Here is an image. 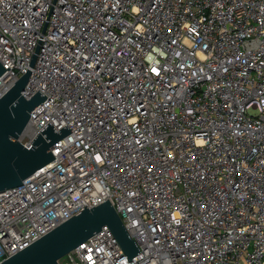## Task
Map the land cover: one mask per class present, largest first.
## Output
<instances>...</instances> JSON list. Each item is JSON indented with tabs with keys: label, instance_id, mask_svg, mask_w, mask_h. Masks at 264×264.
<instances>
[{
	"label": "built area",
	"instance_id": "2783aa9c",
	"mask_svg": "<svg viewBox=\"0 0 264 264\" xmlns=\"http://www.w3.org/2000/svg\"><path fill=\"white\" fill-rule=\"evenodd\" d=\"M0 64L46 98L25 147L72 132L0 192V263L108 200L140 253L59 264H264V0H0Z\"/></svg>",
	"mask_w": 264,
	"mask_h": 264
},
{
	"label": "water",
	"instance_id": "95a60500",
	"mask_svg": "<svg viewBox=\"0 0 264 264\" xmlns=\"http://www.w3.org/2000/svg\"><path fill=\"white\" fill-rule=\"evenodd\" d=\"M5 71L0 64V77ZM28 78L29 73L20 77L0 97V192L21 186L23 180L50 164L54 160L50 152L52 145L72 133L66 126L55 132L48 124L28 148L20 142L30 112L46 99L39 91L28 100L24 98L22 92ZM103 227L110 230L129 262L140 253L119 215L107 200L94 208L85 207L0 264H59L66 254L100 232Z\"/></svg>",
	"mask_w": 264,
	"mask_h": 264
},
{
	"label": "rangeland",
	"instance_id": "374dc122",
	"mask_svg": "<svg viewBox=\"0 0 264 264\" xmlns=\"http://www.w3.org/2000/svg\"><path fill=\"white\" fill-rule=\"evenodd\" d=\"M250 113L253 114V115H254V114H257V112H252V111H251Z\"/></svg>",
	"mask_w": 264,
	"mask_h": 264
}]
</instances>
